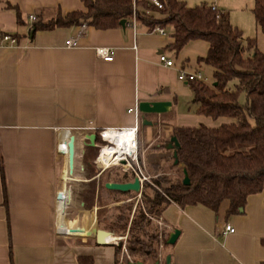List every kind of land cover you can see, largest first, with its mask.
Returning a JSON list of instances; mask_svg holds the SVG:
<instances>
[{
	"label": "crops",
	"instance_id": "0c3cea01",
	"mask_svg": "<svg viewBox=\"0 0 264 264\" xmlns=\"http://www.w3.org/2000/svg\"><path fill=\"white\" fill-rule=\"evenodd\" d=\"M178 1L187 7H215L243 38L254 39L264 55V38L251 14L254 0ZM58 12L86 10L80 0H0V33L18 36L16 45H0V264H10L9 252L11 264H80L87 259L91 264H116V243L99 246L92 235L97 192L104 182L100 176L106 170L99 171L95 158L92 168L84 164V149L90 148L86 135L136 125L137 158L149 183L154 177L147 170L161 172L173 129L230 122L197 115L190 86L176 79L180 69L199 73L201 82L200 71H211L197 62L206 55V42L190 41L174 53L169 27L164 28L166 35H158L136 22L106 30L85 25L72 47L65 42L81 25L29 32L30 15L43 22ZM99 47L113 49L110 62L95 57ZM159 55L172 66L160 64ZM140 102H169L170 107L161 115H140L133 111ZM69 136L74 137L75 163L79 158L83 166L78 182L94 183L93 206L86 210L80 203V208L93 212L95 227H71L59 215L69 200ZM227 208V202L216 212L168 203L157 219L150 218L163 223V228L156 225L158 230L178 231L173 245L159 246V263L168 255L170 264H264V192L248 196L242 214L227 216ZM225 225L233 233L223 234ZM119 255L118 263L124 254Z\"/></svg>",
	"mask_w": 264,
	"mask_h": 264
},
{
	"label": "trees",
	"instance_id": "16d2710c",
	"mask_svg": "<svg viewBox=\"0 0 264 264\" xmlns=\"http://www.w3.org/2000/svg\"><path fill=\"white\" fill-rule=\"evenodd\" d=\"M80 1L85 13L58 12L47 21L34 19L29 32L82 24L106 30L119 27L120 20L130 25L134 18L148 32L156 26L169 27L168 36L172 39L169 48L174 53L190 41H204L208 49L205 57L197 62L211 69L212 83H188L195 113L212 120L230 121L214 128L199 125L173 129L170 137L176 139L178 147L175 149L177 163L172 167L178 170L179 177L174 180L155 177L145 183L140 192L141 203L134 205L133 192L109 191L103 187L107 182H131L130 171L115 174L113 179L107 176L100 185L95 211L97 229L113 236L123 237L125 233L123 247L130 261L153 264L158 260L159 246H168L165 241L169 233L158 230L150 218L157 219L168 203L179 208L201 205L216 212L222 202H227L226 215L229 216L242 214L248 196L264 192V55L256 49L254 39L243 38L221 15L215 19L206 5L187 7L178 0H159L162 8L157 10L148 0ZM15 13L19 24L17 10ZM251 14L264 38V0L253 1ZM11 36L17 44L18 36ZM240 97L243 102H239ZM95 144L103 145L98 134ZM96 149H84L83 161L88 168H92L94 157L88 154ZM183 171L187 185L182 184ZM0 178L3 186L1 171ZM86 187L87 195L81 204L89 210L93 206L94 183ZM145 189L153 191L152 198L144 194ZM112 247L118 264L122 241ZM126 256H122V263L128 261ZM9 261L11 264L10 252ZM84 261L80 260V264H91L90 259L87 263Z\"/></svg>",
	"mask_w": 264,
	"mask_h": 264
},
{
	"label": "built area",
	"instance_id": "2783aa9c",
	"mask_svg": "<svg viewBox=\"0 0 264 264\" xmlns=\"http://www.w3.org/2000/svg\"><path fill=\"white\" fill-rule=\"evenodd\" d=\"M148 2L153 8H155L157 10H160L162 8L161 2L159 0H148ZM209 9L212 13H214L215 19H219L220 13H218V11L215 9V7L210 6ZM28 21L29 22L34 21V16L30 15L28 17ZM130 23H131V26L134 25V23H135L134 18L131 19ZM84 29H85V25H81L78 29L76 36L72 39L67 40L65 42V46L66 47L74 46L76 40L83 34ZM151 32L156 33L158 35H166L165 29L160 28L158 26L154 27L151 30ZM0 45L13 46V45H16V41L12 36H10L8 34H2L0 37ZM113 53H114L113 49H110V48L99 47V48L94 49L95 57L97 59L103 61V62H110L113 59ZM158 62L160 64L166 66V67L172 66V62L170 60H167L162 55L158 56ZM176 79L178 82L185 83V84L190 83V82H194V81L201 82V76L199 73H197V72L196 73H189V72H186L182 69L177 71ZM133 111H134V113L137 112L136 109H134ZM107 131H118V132L127 131L131 134V140H130L131 145L129 146V149H128L129 152L122 154L123 155V162H124V165H126V167L123 168L121 165H117L118 163H121V161L119 159H115L114 157L111 158L110 160H106V165H103V163L101 161L97 160L98 155H99L98 153L100 152L101 147H98L97 156L95 157L93 162L98 167L100 172L107 170L111 167H120L121 170H123L124 172L130 171L133 175V178H136L138 181L140 191L137 194V197H139V194L141 192V189H142L144 183H146L148 181V177L145 176V174L143 173V164L140 163L138 161V158H137V153H136L137 152L136 151V149H137V143H136L137 127L135 125L132 128H127V129H105V130L99 131L97 134H98L99 139L102 141L103 146H111L109 143L105 142L103 139L104 134ZM154 222L156 223V225L159 228L164 227L163 223L160 220H154ZM231 233H233L232 227H230L229 225H225L223 228V234H231ZM121 254H125V256H126V253H125L123 246L121 247ZM126 258L129 261V258L127 256H126Z\"/></svg>",
	"mask_w": 264,
	"mask_h": 264
},
{
	"label": "rangeland",
	"instance_id": "374dc122",
	"mask_svg": "<svg viewBox=\"0 0 264 264\" xmlns=\"http://www.w3.org/2000/svg\"><path fill=\"white\" fill-rule=\"evenodd\" d=\"M200 72H201V75H202V83H204L206 85H211V83H212V81H211V71L207 70L206 68H204ZM239 102H243V97L239 98ZM101 143H102V141H101ZM86 144H88V142ZM97 146L98 147H102L103 145H97ZM163 146H164L163 144L160 145V149L162 151H164V149H165V148L163 149ZM97 152H98V149H96V151H93V152L89 153L88 157L94 156L93 157V159H94L97 156ZM168 152H169V154L167 155V157L165 159V163L162 164V168L160 170L161 172L153 171L152 169H148L147 170L150 177H154V178L155 177H163V178L170 179V180H174V179L179 177L178 170H176L175 167H172L173 164H171L172 160H171V156H169L171 152L170 151H168ZM77 162H78L77 163V169H78L77 172H78V176H79L78 179L82 180L83 176H84V173H81L80 169L81 168L83 169V166L81 165L79 158H78ZM93 169L95 170V168H93ZM122 172H124V171L121 170L120 167H111L108 170H106V172H104V174H103V176L101 178V182H103L105 180V177H107V176H108V178L113 179L115 174H119V173H122ZM150 179H152V178H150ZM69 189H70V194H71L70 195V202L66 205L65 212H64V214H65L64 215L65 216L64 220H65V223L67 225H70L71 227L77 228V227H79L81 225L82 215L90 217V216L93 215V212L85 211V212L82 213V211H84V210H82L80 208V203H81L83 197L87 195V191H88V189L85 186V184H83L82 182H73V183H71L69 185ZM144 194L148 198H152L153 191L151 189H145ZM103 199L106 200V197L104 196ZM138 201L141 203L140 194H139V197H137V194H135V196L133 197L134 205ZM110 206L111 205H108V207H110ZM77 223H78V225H77ZM95 229H96V227H95ZM115 236L118 237V238H123V240H122V246H123V243L125 241V233H124L123 237H120L119 234H115ZM76 239L77 238H73L72 240L74 241ZM114 243L117 244V241L114 242ZM120 251H121V249H120ZM129 261H130V259H129Z\"/></svg>",
	"mask_w": 264,
	"mask_h": 264
},
{
	"label": "water",
	"instance_id": "95a60500",
	"mask_svg": "<svg viewBox=\"0 0 264 264\" xmlns=\"http://www.w3.org/2000/svg\"><path fill=\"white\" fill-rule=\"evenodd\" d=\"M119 27L124 28L125 21L120 20L119 21ZM214 86V83L212 84ZM170 107L169 102H140L137 105V111L140 115H161L167 112V109ZM96 135L94 133L88 134L85 136V139L88 142V146L94 148V142H95ZM178 147V143L174 137H170L167 149L172 152V158H173V165H176V154L175 149ZM66 153H67V160L69 163V167H72V161L74 158V137L70 136L68 139V142L66 144ZM182 184L187 185L188 180L186 177L185 172L183 171V178H182ZM104 189L109 191H118V192H133L135 194L139 193V184L136 178H133L131 182L127 183H112L107 182L103 185ZM56 232L58 233L59 231ZM92 235L94 238V241L97 245L103 246L106 243L104 242V238L108 235L105 231L93 229ZM178 236V231H173L172 233H169L167 236V239L165 241L166 245H173L176 241V238ZM121 239H119L117 242H119ZM118 264H144L140 261H127L126 263H118ZM153 264H160L158 260H156ZM163 264H170V257L166 255L163 260Z\"/></svg>",
	"mask_w": 264,
	"mask_h": 264
},
{
	"label": "bare ground",
	"instance_id": "6f19581e",
	"mask_svg": "<svg viewBox=\"0 0 264 264\" xmlns=\"http://www.w3.org/2000/svg\"><path fill=\"white\" fill-rule=\"evenodd\" d=\"M70 137V136H69ZM69 139V138H68ZM104 141L109 143L111 146H102L100 149V152L98 153V161H101L103 163V165H106V160H110L111 158H115V159H119L121 161V163H118L117 165H121L123 168L126 167V165H124L123 162V153H128V149L129 146L131 145V134L127 131H123V132H118V131H107L104 134ZM68 142V140H67ZM67 144V143H66ZM75 146V145H74ZM74 153H75V147H74ZM68 162V160H67ZM68 169H69V173L71 175V181L70 184L73 182H78V176H77V165L75 163V157L73 158L72 161V167H69V163H68ZM69 193V200L68 203L70 202V189L68 187H66V194L68 195ZM74 205V204H73ZM64 212L65 209H61L59 211V215H63V221L65 223L64 220ZM84 211H82L83 213ZM67 215V214H66ZM81 225L80 226H90V227H95V221H94V217H87V218H81ZM69 221V220H68ZM79 222V221H78ZM78 225V223H77ZM56 227H57V223H56ZM119 240V239H118ZM115 237L111 236V234H108L105 238H104V242L106 244H108L109 242H116L118 241Z\"/></svg>",
	"mask_w": 264,
	"mask_h": 264
}]
</instances>
